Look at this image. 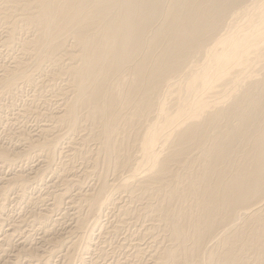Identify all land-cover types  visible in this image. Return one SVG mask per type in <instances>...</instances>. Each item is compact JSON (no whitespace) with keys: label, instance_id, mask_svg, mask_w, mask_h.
<instances>
[{"label":"bare ground","instance_id":"obj_1","mask_svg":"<svg viewBox=\"0 0 264 264\" xmlns=\"http://www.w3.org/2000/svg\"><path fill=\"white\" fill-rule=\"evenodd\" d=\"M0 31V110L29 87L16 112L38 124L3 131L0 168L42 159L0 176V264H83L79 234L107 229L139 264H264V0H0ZM47 174L43 237L12 259L8 196ZM66 205L69 241L49 230Z\"/></svg>","mask_w":264,"mask_h":264},{"label":"rangeland","instance_id":"obj_2","mask_svg":"<svg viewBox=\"0 0 264 264\" xmlns=\"http://www.w3.org/2000/svg\"><path fill=\"white\" fill-rule=\"evenodd\" d=\"M0 32H1V31H0ZM3 34H4V32L2 31L1 34H0V38H3V37H4ZM3 47H4V46H3ZM3 47L0 45V63H6V62L10 61V60H11V57H12V54L14 53V52H13V53L11 54V52H10L9 49H6L5 47H4V48H5V49H4ZM1 48H3V49H1ZM8 50H9V51H8ZM13 51H15V50H13ZM15 52H16V51H15ZM22 89H24L23 92H22V90H21V91L19 90L20 92H19V91L16 92V93H18V94H14V95L11 96V98H10L11 101H10V100L7 101V99H9V98H6V100L4 99L3 102H2V104H4V103L6 102V103H5V106H6V104H7V102H8L9 105L7 104L6 108H5L4 105H2V106H3V107H2L3 109L1 108L2 111L0 110V112H2V113H0V114H2V115H1V118H2L3 114L6 115V116H5V115L3 116L2 121L6 122L7 119H8V121H9L10 118H13V119H10V120H11L10 122H12V123H11L12 125H11V124H10V125H11L13 128H12L11 126H10V127L8 126L9 123H10V122H8V121H7L8 123H6V126H8V127L5 126V123H4V122H0V130H1V131H0V137H2L1 140H0V143L2 142L3 144L9 145V146H10V145H13V144H16V143H18V142L15 141V140H13V142H12V140L9 142L8 140H10V139H9V138H7V139L5 138L6 135H5V133H3L4 130H6V132H9V130H10V132H11V131H12V132L15 131V130L17 129L16 127L18 126V122H19V125H21V127H22L24 130H27V128H28L27 131H29L30 133H31V132L34 133V131H37V128H38V124L36 123L35 118L32 119L33 116H32V117L30 116L31 118H29V117H28V118H27V117L25 118L24 116H21L19 113L16 112L18 109L21 108L20 106H22V103H23L22 100H23L24 98H26V99L29 98L30 96H27V95H30V93L32 94V92H31L32 90L30 91V88H29V87H25V88H22ZM25 90H26V91H25ZM21 92H22V93H21ZM27 92H28V93L30 92V93L27 94ZM19 93H20V95H21V94H22V95L20 96ZM15 95H16V97L14 98ZM25 96H27V97H25ZM12 97H13V98H12ZM13 99H15V100L13 101ZM24 100H25V99H24ZM12 102H13L14 105H11ZM8 106H9V107H8ZM11 106H12L13 109L11 108ZM19 107H20V108H19ZM4 108H5V109H4ZM10 108H11V109H10ZM4 111H5V112H4ZM18 111H19V110H18ZM7 113H8V115H7ZM14 113L16 114V116H15ZM17 115H18V116L20 115L21 117H20V116L18 117ZM9 117H10V118H9ZM5 118H6V119H5ZM15 118H16V119H15ZM23 118H24V119H23ZM3 119H4V120H3ZM5 120H6V121H5ZM17 120H18V121H17ZM25 120H26V122H24ZM0 121H1V119H0ZM16 121H17V122H16ZM33 121H34V122H33ZM13 122H14V123H13ZM15 123H16V124H15ZM38 123H39V122H38ZM13 124H14V126H13ZM22 124H23V125H22ZM39 124H40V123H39ZM2 126H5L6 129H5V127H2ZM15 126H16V127H15ZM24 126H25V128H24ZM36 126H37V127H36ZM3 128H4V129H3ZM7 128H8V129L10 128V129L8 130ZM22 128H21V131H24ZM34 128H35V130H34ZM12 129H13V130H12ZM18 129H20V126H18ZM18 129H17L16 131H20V130H18ZM31 129H33V130H31ZM1 132H2V133H1ZM3 137L5 138V140H3ZM2 140H3V141H2ZM4 141H6L8 144H7L6 142H4ZM14 142H16V143H14ZM2 143H1V144H2ZM12 143H13V144H12ZM19 145H20V144H19ZM31 158H32L33 160L31 159L30 161H27L26 163H25L26 160L24 161L23 159L21 160V158H19V160H17V161H18V164H19V163H20V164H19V165H18V164L16 165V166H18V167H16V168L18 169V171L21 170V169L23 168L21 171L24 170L23 172H25V173L27 172V173H28V172L30 171V170H29L30 167L33 168L37 163H38V164H37V166H35V167H38V166L41 165V163H42V161H41V160H42L41 157H37V158H38V159H37L35 156H33V157H31ZM39 159H40V160H39ZM56 160H57V159H56ZM20 161H21V162H20ZM36 161H37V162H36ZM39 161H40V163H39ZM28 163H29V164H28ZM33 163H34L35 165H34ZM21 164H23V167H22ZM27 164H28V165H27ZM30 164H31V165H30ZM39 164H40V165H39ZM24 165L26 166V169H24V168H25ZM29 165H30V166H29ZM19 166H20V167H19ZM77 166H78V165H77ZM35 167H34V168H35ZM1 168H2V167H1ZM1 168H0V169H1ZM16 168H15L14 166L11 167V168L9 167V169H8V167H6V168L3 167L2 170H0V176H2V177H3V176H4V177H9V176L12 174V172L17 171ZM20 168H21V169H20ZM3 169H4V170H3ZM12 169H13V171H12ZM5 170H8V172H6ZM3 171H4V172H3ZM52 171H53V168L51 169V172H52ZM5 172H6V173H5ZM10 172H11V173H10ZM46 176H47L48 178H47ZM46 176L42 179L43 181L40 180L41 182H43V185H42V183H41L40 181H34V180H33L32 184H30V185H32V186H29V188L27 189V190L30 189V190H29L30 193H28V191H26L25 198H22V199H21V198H17V197L15 196L16 194H15L14 192H11V193H10L11 195L8 196L7 206H6L5 209H4V211H5V210L7 211V209H8V211H7V212H3V213H5V215H8L11 219H13V221H14L15 219H16V220H17V219L19 220V219L21 218V217L18 218L19 216L25 217V218H24V219H26L25 224H26L27 226H26V225H25L26 227L23 226V230L26 229L25 231H26V232L28 231L27 233H25V232L22 230V228H20V231H19L18 233L15 232V231L13 232V239H12L13 242H12V245L14 246V248H13V246L10 247L9 252H11V253H10V254L8 253V256H11V255L15 252V250H16V252H15L14 254H16V253H17V250L19 249L18 246L21 247L22 243L25 245V244L27 243V240H28V243L31 242L32 245H33V244H34V245H36V244L39 245V244H40L41 237H43V236H41V234L43 235V231H41L40 228L37 229V230L39 231V233H40V234H39V233L37 232V230L35 229V228H37V226H35L34 224H33L34 227H33V225L30 226V225L32 224L30 221H28V223H31V224H28V223H27V219L30 218V217H29L30 214H27V213H30L31 210H32V212H33V211H36L35 209H37V211H38V208H39V210H41V208L43 209L44 207H42V206H44V205L46 206V203H47V202H50V200H51L50 196L47 195V194H48V191L50 192V191L54 190V188H55V190H56V187H57V186H58L59 188H61L60 185H59L57 182H54V179H55V178H56V179L58 178V177H57V174H56V176H55L54 174H51V176L47 174ZM50 177H52L53 180H51ZM46 178H47V179H46ZM48 179H49L50 181H47ZM56 179H55V180H56ZM45 180H46V181H45ZM57 180H58V179H57ZM57 180H56V181H57ZM52 181H53L54 183H53ZM46 182H47V183H46ZM51 182H52V183H51ZM33 183H34V184H33ZM35 183H37V184L39 183V184L37 185V184H35ZM44 183H46V185L49 184V186H48L49 189H48V187H47ZM50 183H51V184H50ZM56 183H57L58 185H57ZM54 184H56V185H54ZM34 185H35V186H34ZM51 185H54L53 188L51 187ZM39 186H40V187H39ZM30 187H31V188H30ZM45 187H46V188H45ZM58 187H57V189H58ZM41 188H42L43 190H42ZM44 188H45V189H44ZM50 188H51V190H50ZM46 189H48V190H46ZM40 191H41V192H45V191H46V193H41ZM31 192H32V193H31ZM38 192H39V193H38ZM27 193H28V194H27ZM37 193H38V194H37ZM45 194H46V195H45ZM12 195H14V197H15L14 201H16V199H17L16 202L13 201L12 198H14V197H13ZM28 195H29V196H28ZM35 195H36V196H35ZM37 195H38V196L41 195V196H43L45 199H44L43 197L38 198ZM44 195H45V196H44ZM34 196H35V197H34ZM31 197H32V198H31ZM36 197H37V198H36ZM26 198H28V200H31V199H33V200H34V199H37V200H38V204H36V203H37V200H36L34 203L31 204V202L28 201ZM11 199H12V201H11ZM24 199H25V200H24ZM41 199H42V200H41ZM43 199H44V200H43ZM49 199H50V200H49ZM18 200H19V201H18ZM45 200H46V201H45ZM47 200H49V201H47ZM20 201H21V202H20ZM27 201H28V202H27ZM31 201H32V200H31ZM40 201H41V202H40ZM9 202H10V203H9ZM13 202H14V203H13ZM22 202H23V203H22ZM26 202H27V203H26ZM42 202L44 203V205H42V204H43ZM20 203H21V204H20ZM28 203H29V204H28ZM10 204H11V205H10ZM14 204H15V206H17V207L12 206V205H14ZM34 204H35L36 206H35ZM39 204H40V205H39ZM32 205H33V206H32ZM37 205H39V206H41V207H38ZM64 205H65V204H64ZM18 206H19V207H18ZM23 206H24V208H23ZM8 207H10V208H8ZM20 207H22V208H20ZM28 207H29V208H28ZM34 207H36V208H34ZM17 208H20V209H17ZM25 208H26V209H25ZM65 208H66V209H65ZM11 209H12V210H11ZM14 209H15V210H14ZM23 209H24V210H23ZM28 209H30V210H28ZM64 209H65L66 211H65ZM69 209H70V210H69ZM10 210H11V211H10ZM62 210H64V211H63V215H60V214H59V215L62 216V218H63L64 215L66 214L65 216H67V217H65L66 219H65V218H63V219L61 218V219H62V220L60 219L61 222H60V221H56L57 223L55 222V223L57 224V225H55L56 228H57V229L60 228V229H58V231H57L55 227L53 228V226H54V224H55V223H54L53 225L50 224V226H49V230H50V232L52 233V231H53L52 229H54V231H53V233H52L53 235H55V233H57L58 235H61V236L67 237L68 241H69L70 239L73 240V239L75 238V235H77V233H76L75 235L73 234V235H74V236L72 235L73 237H72V236H71V237L66 236L68 233H66V234L64 233V229H65V232H67V229H66V228L71 224V223L69 224L68 222L71 221V220H70V219H71V218H70V217H71V214H70V213H72L73 210L71 209V207H70V208H69V206L67 207V205H66V206H63V209H62ZM13 211H14V213H13ZM15 211H16V212H15ZM17 211H18V212H17ZM20 211H21V212H20ZM25 211H26V212H25ZM27 211H28V212H27ZM29 211H30V212H29ZM68 211H69V213H68ZM71 211H72V212H71ZM8 212H9V213H8ZM10 212H11V213H10ZM22 212H23V213H22ZM61 212H62V211H61ZM24 213H25V215H24ZM10 214H11V215H10ZM17 214H18L19 216H18ZM67 214H68L70 217H69ZM104 214H105V213H104ZM12 215H13V216H12ZM16 215H17L18 217H17ZM53 215H55V214H53ZM59 215H57V213H56L55 217H60ZM11 216H12V217H11ZM15 216H16L17 218H16ZM27 216H28V217H27ZM67 218H70V219H67ZM102 218H103V216H102ZM105 218H106L107 220H106ZM11 219H10V220H11ZM103 219H104L103 222H106V221H107V223H108V221H110V218L108 217V215L106 216V214L104 215V218H103ZM108 219H109V220H108ZM16 220H15V221H16ZM65 220H67V221L69 220V221L67 222V221H65ZM89 221H90V223H91V219H89L88 222H89ZM63 222H64L65 224H64ZM88 222H87V223H88ZM61 223L63 224V227H62V224H61ZM66 223H67L68 225H67ZM90 223H89V224H90ZM59 225H60V226H59ZM64 225H65V226H64ZM29 226H30L31 228H30ZM6 228H7V227H6ZM27 228H28V229H27ZM29 228H30V229H29ZM51 228H52V229H51ZM61 228H63V229L61 230ZM32 229H33V230H32ZM29 230H31V232H30ZM32 231H34V232L32 233ZM35 231H36V232H35ZM40 231H41V232H40ZM20 232L22 233V235H21ZM54 232H55V233H54ZM60 232H63V233L60 234ZM0 233H1V231H0ZM14 233H16L17 235H16V234L14 235ZM19 233H20V234H19ZM24 233H25V234H24ZM30 233H31V235H30ZM36 233L39 234V235H38V238H36V237H37V236H36V235H37ZM27 234H29V238H28V235H27ZM32 234L34 235L33 238H32ZM63 234H65V235H63ZM128 234H129V231H126L125 229H124V230H121L120 232H117V233L114 232V231H110V229H107V230L105 231L104 235H103V236H105V235L107 236V237L105 236L106 239H104L105 237H104V238L101 237L102 234L99 236L98 234H96V232H95V234H94L95 237L93 236V237H91L90 239H88L87 234H81V233H80L79 236H78V237H79V238H78V241H79V242H78V245H77L78 247H77V248L79 249L78 251H80V253H82V251H83V249H84V253H85V254L82 255L83 257L85 256V257L83 258V259H84V263H83V264H92V262H93V264H94V262H95L96 260H97V262H95V264H100V262H101V263H104V264H111V263H112V264H114V263H115V264H120V262H122V261H123V262H122L121 264H123V263H124V264H125V263H126V264H130V263H131V264H132V263H133V264H139V263H137L136 261L134 262V258H133L132 256L129 255V254H130L129 252H130L131 250L133 251V249H131L132 246H129V245H120V244H128V243L130 242V240L127 241L128 238L131 239V238H130V235H129L128 238H127V235H128ZM18 235H19L20 237H19ZM125 235H126V237H125ZM17 236H18V237H17ZM39 236H40V237H39ZM81 236H82V238H81ZM0 237H1V236H0ZM15 237H16V238H15ZM26 237H27V238H26ZM68 237H69V238H68ZM22 238H23V239H27V240H23ZM86 238H87V239H86ZM94 238H95V239H94ZM97 238H100V239H97ZM101 238L103 239V241H102ZM124 238L126 239V242H125V243H124V241H125ZM14 239H15V240H14ZM18 239H19V240L22 239L23 241L20 240V241H21V242H20ZM65 239H66V238H65ZM67 239H66V240H67ZM92 239H93V240H92ZM17 240H18L19 242H18ZM35 240H36V242H34ZM109 240H110V241H109ZM123 240H124V241H123ZM16 241H17V242H16ZM38 241H39V242H38ZM95 241H96V242H95ZM105 241H106V242H105ZM37 242H38V243H37ZM85 242H86V243H85ZM104 242H105V243H104ZM127 242H128V243H127ZM13 243H15V244H13ZM16 243H17V244H16ZM19 243H20L21 245H20ZM28 243H27V244H28ZM31 243H30V245H27V244H26V247L31 246ZM119 243H120V244H119ZM85 244H86V245H85ZM99 244H100V245H99ZM15 245H17V246H15ZM79 245H81V246H79ZM98 245H99V246H98ZM103 245H104V246H103ZM84 246H85V247H84ZM100 246H101V247H100ZM125 246H126L127 249L125 248ZM127 246H128V247H127ZM15 247H16V249H15ZM44 247H45V249H46V248L48 247V245H44ZM63 247H64V246L60 247L59 250L62 249ZM99 247L101 248V250H102V249H105L104 251L102 250L104 253L99 249ZM103 247H104V248H103ZM117 247H118V249H117ZM129 247H130V248H129ZM57 248H58V247H57ZM87 248H88V249H87ZM97 248H98V249H97ZM120 248H121V249H120ZM14 249H15V250H14ZM85 249H86V252H87V253L85 252ZM125 249H126V250H125ZM128 249H129V250H128ZM98 250H99V251H98ZM12 251H13V253H12ZM100 251H101V252H100ZM105 251H106V252H105ZM94 252H95V253H94ZM125 253H127V254H125ZM0 254H1V252H0ZM14 254L12 255V259H15V256H16V255H14ZM99 254H101V255H99ZM57 255H59V254L57 253ZM57 255H54V257H52V258L48 261V262H49L48 264H54V263H55V264H59L58 260H59L60 257L57 258ZM104 255H105V257H104ZM22 256H23V255L20 256V257H21V260H20V257L18 258V260H19L18 262H22V258H23ZM99 256H100V257H99ZM111 256H112V257H111ZM125 256H126V257H125ZM13 257H14V258H13ZM124 257H125V259H127V260H124ZM131 257H132V258H131ZM53 258H55L56 260H54ZM130 258H131V259H130ZM86 259H87V260H86ZM89 259H90V260H89ZM102 259H104V260H102ZM110 259H111V260H110ZM117 259H118V260H117ZM25 260H26V262H25ZM85 260H86V261H85ZM112 260H113V261H112ZM114 260H115V261H114ZM129 260H130V261H129ZM132 260H133V261H132ZM124 261H126V262H124ZM127 261H129L130 263L127 262ZM144 261H145V260H144ZM24 262H25V263H24ZM27 262H28V263H27ZM76 262L78 263V261L75 259V264H76ZM105 262H106V263H105ZM107 262H108V263H107ZM109 262H110V263H109ZM23 263H24V264H30L29 261H28L25 257L23 258V262H22V264H23ZM143 263H144V262H143ZM17 264H20V263H17ZM79 264H80V263H79Z\"/></svg>","mask_w":264,"mask_h":264}]
</instances>
